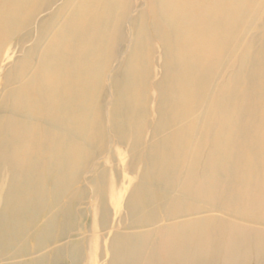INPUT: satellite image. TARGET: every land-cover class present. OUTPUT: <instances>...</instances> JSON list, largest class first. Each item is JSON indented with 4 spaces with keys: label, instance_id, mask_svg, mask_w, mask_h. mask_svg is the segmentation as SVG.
Segmentation results:
<instances>
[{
    "label": "bare ground",
    "instance_id": "bare-ground-1",
    "mask_svg": "<svg viewBox=\"0 0 264 264\" xmlns=\"http://www.w3.org/2000/svg\"><path fill=\"white\" fill-rule=\"evenodd\" d=\"M0 264H264V0H0Z\"/></svg>",
    "mask_w": 264,
    "mask_h": 264
}]
</instances>
